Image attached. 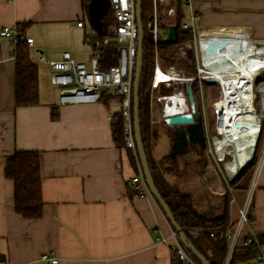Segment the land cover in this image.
Wrapping results in <instances>:
<instances>
[{
	"label": "crops",
	"instance_id": "0c3cea01",
	"mask_svg": "<svg viewBox=\"0 0 264 264\" xmlns=\"http://www.w3.org/2000/svg\"><path fill=\"white\" fill-rule=\"evenodd\" d=\"M182 12V21H188L192 14L199 17L200 31H248L253 41H264V0H184ZM78 20H84V26L77 27ZM24 22L30 25L20 32L17 24ZM87 22L80 0H0V30L10 27L32 38L29 55L38 70L37 103L15 106L16 48L10 37L0 36V264H45L39 261L43 252H52L59 258L58 264L171 263L173 241H159L160 237L168 238L172 229L165 214L127 187L138 169L132 150L124 144L116 146L113 138L112 118L119 114L118 98L103 96L93 104L59 105L57 91L50 84V70L39 60L57 59L64 50L79 60L75 52L81 46L87 51L80 60L87 59ZM164 60L161 58L166 63ZM157 94H162L161 90ZM154 102L151 98L150 116L155 105L158 113L162 109V103ZM203 122L202 155L196 146L187 152L200 168L205 163L209 125L207 119ZM154 131L149 135L153 139L149 140V160L162 172L165 164L157 161L170 154L172 138L168 129L161 144ZM16 151L39 152L43 213L38 219H24L14 211V183L5 178L4 164ZM183 155L175 156L179 177L162 173L165 180L182 194L188 193L192 206L209 222L223 210L235 222L236 207L228 204V194L222 196L217 172H213L211 184L209 171L201 175L198 167L190 170L192 161H183ZM258 159L238 175L241 178L247 171L246 182L235 183L231 190L239 204L251 190L252 228L263 236L264 147ZM259 248L264 257V240ZM240 264L262 263L252 259Z\"/></svg>",
	"mask_w": 264,
	"mask_h": 264
},
{
	"label": "built area",
	"instance_id": "2783aa9c",
	"mask_svg": "<svg viewBox=\"0 0 264 264\" xmlns=\"http://www.w3.org/2000/svg\"><path fill=\"white\" fill-rule=\"evenodd\" d=\"M168 0H152L151 17L145 22L144 29L147 30V35L152 44L156 45L160 37V30L166 27L168 23L175 20L176 13L173 5H168L165 10V18L162 19L157 14V3H167ZM136 0H109L110 14L112 15L115 25L113 27V37L103 36L99 31L90 26L89 33L86 36L87 45L89 46V56L85 60H76L72 57V54L68 50H64L57 59H50L44 61L42 57H39L41 62H45L50 70V84L53 89L57 91V102L59 105L66 104H93L98 102L103 96H114L118 98L119 114L122 119V133L124 138L125 148L132 150L134 158L137 163L138 172L130 177L127 183V187L131 188L137 194L144 197L146 200L153 202L156 206V202L149 192L145 177L141 172L140 164L138 163L137 149L135 148V140L133 133V118H132V86L134 82V71L136 66L137 55V37L138 29L136 25L135 15ZM167 17L171 18V21L167 20ZM167 20V21H165ZM199 17L190 15L188 21H182L181 30H190L192 32V39L183 44H174L165 55L167 58L166 63H162L156 53L154 55V65L152 69V79L150 83L151 90L158 87L168 88L171 84L175 83H187L191 84L201 80L208 81L204 77L206 74H210L205 71L206 65L204 64L203 48L204 45L200 42V31L198 28ZM171 25V24H169ZM174 25V24H172ZM77 27L84 26V20H78ZM143 26V25H142ZM0 36L10 37L13 44L16 45L18 41H24L28 47L32 46V38L23 36L15 29L10 27H4L0 30ZM113 41V42H112ZM111 43H114L115 50L110 51ZM203 49V50H202ZM191 54L188 56V54ZM112 62H107L109 60ZM180 59H186L190 62L189 66L192 67L196 75L189 76L182 72L181 66H179ZM180 62V64L182 63ZM217 83V82H216ZM219 93L221 95L222 86L217 83ZM174 96L177 98L173 100ZM155 101L162 103L161 115L159 120L165 124V119L173 114H184L185 112H195V108H191L190 111H186L185 108L189 106L187 102L186 89H179L175 92H169V94H157ZM214 101V134L206 133V143H210L208 148L204 150V155L207 161H209V167L213 170L212 162L222 161L219 160L215 152L214 140L218 137L216 131V124L218 122L217 102ZM175 105L177 110L168 113L167 108L170 105ZM166 112L167 116H163L162 112ZM111 120L110 116L106 117ZM259 119V118H258ZM166 125V124H165ZM261 121H258V135L260 134ZM206 130V129H204ZM256 141L254 149L256 148ZM225 171V170H224ZM226 174V173H225ZM227 176L226 187L229 192L228 204L230 207L234 205L237 211L236 221L232 222L228 217L227 223L216 233L225 234L228 242V254L227 259L232 255L235 248L252 247L256 249L254 259L264 264V257L260 251L259 241L261 236L257 233L252 225L254 218L250 214L251 204V190L248 191L244 201L239 204L233 194V190L228 186L233 180ZM158 207V206H157ZM190 230V229H188ZM191 235L196 238L199 229H191ZM213 232L210 233L212 235ZM168 238L160 237L159 241L167 242L169 239L173 241L170 244L171 250L177 252L180 259L186 264H193L190 257L185 250L182 249L175 232L170 229ZM158 240V239H157ZM39 261L45 264H58L59 258L52 252H43L39 258Z\"/></svg>",
	"mask_w": 264,
	"mask_h": 264
},
{
	"label": "trees",
	"instance_id": "16d2710c",
	"mask_svg": "<svg viewBox=\"0 0 264 264\" xmlns=\"http://www.w3.org/2000/svg\"><path fill=\"white\" fill-rule=\"evenodd\" d=\"M82 9L86 16L87 5L89 0H80ZM184 0H175V21L174 25L178 28L176 42H157V50L162 56H165L166 52L175 43H183V41H189L192 39V32L190 30H181L180 25L184 13L182 12V2ZM162 4L157 3L156 10L160 18L163 19L164 13L161 11ZM152 0H141V14L142 25L144 29L145 22L151 17ZM87 17V16H86ZM30 22H24L17 24L20 28V32L23 31ZM115 21L108 11L102 18V30L103 36L113 37V27ZM113 42V41H112ZM143 66L141 70V79L139 84V118H140V133H142L143 146L145 148V154L147 162L149 163L150 173L153 177L155 188L160 192L161 197L164 199L166 206H168L169 212L176 221L181 230H184L183 235L187 243H191L197 250L204 261L208 264H240L248 262L254 259L256 249L248 247L235 248L228 261V242L225 234L216 233L221 229L229 220L227 210H223L220 215L213 218L210 222L201 216L199 212L192 206L191 197L187 194H182L177 190L174 183H168L163 177L162 173L174 176L178 178L179 169L178 162L175 156L167 154L158 160V164L162 166V172L159 171L158 165L149 160L150 153V131H149V95H150V83L152 79V69L154 64V45L151 44L147 35V30L144 29L143 38ZM114 43H111L110 51L115 50ZM15 85H14V103L15 106H28L35 105L38 101L37 91V64L30 60V47L20 40L15 45ZM109 62H112L110 59ZM189 69V68H188ZM195 73V72H192ZM192 93L198 99V87L192 85ZM197 101V100H196ZM112 122V134L116 146L121 147L124 144L122 133V119L120 114H116ZM260 136L257 141V148L252 156V160L246 165V167L253 166L257 163V150L259 141L264 131V121L260 127ZM4 176L6 179H11L14 183L13 189V206L16 211L24 219H38L43 213V201L41 195V180H40V165H39V152L36 151H16L9 155L4 164ZM241 175V174H240ZM239 175V176H240ZM235 180L231 181L234 183ZM131 192L137 193L131 188ZM229 198V197H228ZM199 229L200 232L196 238H193L190 230ZM213 232L212 235L210 233ZM177 236V235H176ZM177 239L183 250L192 260L193 264H201V262L189 251H187L180 242L179 236ZM264 236L259 238L262 243ZM172 251V250H171ZM170 264H186L182 261L177 252L172 251ZM190 264V263H189Z\"/></svg>",
	"mask_w": 264,
	"mask_h": 264
},
{
	"label": "bare ground",
	"instance_id": "6f19581e",
	"mask_svg": "<svg viewBox=\"0 0 264 264\" xmlns=\"http://www.w3.org/2000/svg\"><path fill=\"white\" fill-rule=\"evenodd\" d=\"M200 33L203 48L212 41L216 43L211 54L202 49L205 71L210 73L204 77L222 86L214 146L226 175L232 178L239 167L250 161L254 151L259 121L253 103L255 88L261 92L260 109L264 111V41H253L248 31ZM175 110L173 104L167 108L168 113ZM226 155L228 161L224 160Z\"/></svg>",
	"mask_w": 264,
	"mask_h": 264
},
{
	"label": "water",
	"instance_id": "95a60500",
	"mask_svg": "<svg viewBox=\"0 0 264 264\" xmlns=\"http://www.w3.org/2000/svg\"><path fill=\"white\" fill-rule=\"evenodd\" d=\"M90 2L87 5L86 16L88 17V22L92 28L103 32L102 30V18L108 12L109 9V0H89ZM135 15H136V25L138 29V37H137V55H136V66L134 71V82H133V92H132V118H133V133L135 140V148L137 149V157L138 161L141 165V171L143 177H145V181L149 192H151L156 204L161 208L163 213L165 214L166 220L170 223L171 227L175 230L177 236H179L180 242L183 247L189 252H191L200 262L201 264H208L206 261L202 259L199 252L195 250L191 243H187L182 230L177 225L176 221H174L171 216L168 206L164 199L161 197L160 192L157 191L154 185L153 177L150 173L149 163L147 162L145 148L143 146L142 133H140V118H139V84L141 79V70L143 66V38H144V29L142 26V14H141V0H136L135 6ZM178 28L176 25H167L166 27L161 28L160 37L158 42H175L177 39ZM221 42V41H220ZM223 42V40H222ZM216 49V43L212 41L205 49V52L211 54ZM213 82V81H209ZM187 91V102L191 107L195 106L194 97L192 94V89L190 84L186 85ZM163 116H167L166 112H162ZM239 121L236 122L237 125ZM165 124L170 130V137L172 138L171 143V151L170 155L179 156L186 154L189 150L190 146L201 145L204 142V131L203 126L204 122L202 117L196 115L194 112H185L184 114L178 115L173 114L168 116L165 119ZM253 153L251 155V158ZM250 158V161L252 160ZM249 161V162H250ZM248 162V163H249ZM247 163V164H248ZM239 167L235 173L234 179L237 177L241 171L246 167V165Z\"/></svg>",
	"mask_w": 264,
	"mask_h": 264
},
{
	"label": "rangeland",
	"instance_id": "374dc122",
	"mask_svg": "<svg viewBox=\"0 0 264 264\" xmlns=\"http://www.w3.org/2000/svg\"><path fill=\"white\" fill-rule=\"evenodd\" d=\"M174 1L175 0H168L167 3L166 2L165 3H160V4L163 5L162 8H161V11L163 13H165V10H166L168 5L175 6ZM167 20L171 21V18L167 17ZM167 20H165V21H167ZM201 32H203V31H201ZM204 33H207V32H204ZM183 42H188V41H183ZM175 44H183V43H175ZM173 46H174V44L171 47H173ZM86 51H87V47H85V46L82 47L81 46L79 48V50H77V52H75V54L77 56L76 58H78L79 60L80 59H84ZM31 53H32L33 57L36 56L34 51H31ZM155 53H156V55L159 58H162V59H165V60L167 59V58H165V56H162L160 54V52L157 50V43H156V45H154L153 58H154ZM190 55L191 54L189 53L188 56H190ZM181 61L182 60L180 59L179 66H181V68L183 70L182 72H184L185 75H189V76L196 75L195 70L192 67L189 66L190 62L188 60L183 59L182 63L180 64ZM162 63H164V62H162ZM192 72H195V73H192ZM186 85H187V83L185 82V83L171 84L168 88H165L163 86L160 87V88H154V90L150 91V95H149V102H148L149 103V109H150V100H151V98H152V101L154 102V98L157 95V93L160 92V90H161L162 94H169V92H175V91H177L179 89H186V91H187ZM192 85H195L196 87H198V99H196V96L193 95L194 102H195V106H193V108L196 109V111H195L196 113L195 112L194 113L196 115L201 116L203 121H206V119H207V121L209 122V125H207V131H208L209 135L210 134L212 135V134L215 133V131H214L215 116H214V106H213V104H214L215 100L220 99V93H219V88L220 87L217 85V83L215 81L214 82H209V81H203V80L202 81L200 80L199 83L197 81L194 82V83H191L190 87ZM191 89H192V87H191ZM253 95H254V98H253L254 102L253 103H254V106H255V108L257 110L256 115H258V118L260 119L261 124H262V122L264 121V111L262 109H260L261 92L255 88L254 91H253ZM132 107H133V104H132ZM161 107H162V105H161ZM191 108L192 107L189 105V106H187L185 108V110L186 111H190ZM158 110L159 109L157 108V105H155L151 116L149 115V125H150V128H149L150 132L149 133H151L153 135V131L155 130L154 132L155 133L157 132V135H156L157 142H159L161 144H164V138H167V136H168V132H167L168 127H166L164 124H162L161 121H158L159 120V115H161V110L162 109L160 110V113H158ZM150 111H151V109H150ZM152 135H151V138L149 137L150 140L152 139ZM259 136H260V134H259ZM258 139H259V137H258ZM258 139H257V141H258ZM257 141H256V144H257ZM209 144L210 143L208 142V146H209ZM205 146H206L205 149H207L208 148L207 143H206ZM263 147H264V131L262 132V135H261V138H260V141H259V146H258V150H257V159H258L261 151L263 150ZM256 148H257V145H256ZM256 148L253 151V155H254V152H255ZM190 152H191V149H189L188 153H190ZM188 153L183 155L182 159H183V161H186V159L188 160V158L191 159V161H192V165L190 167V170H191L192 167H198L197 166L198 164H197V161H195V158L193 160H192V158H190L191 156ZM203 155H204V152H203ZM203 159H204V162H205L204 165H202L201 168L198 167V169L201 171V175H202L203 172L208 173V171H209V173H208L209 176L207 177L208 178V182L213 184V179L215 178V175H214L213 172L214 171L217 172V174L219 175V178H220L219 184H220V187H221V190H222L221 194L224 197H225L226 194H228V197H229V192H228L227 187H226V181H227L226 178H227V176H226L224 168H223V162L222 161H216L214 163V162L211 161V163H212L211 165L213 166V170H211L210 167H209V161L206 160L205 155H204ZM228 159H229V157H228V155H226L224 157V160L228 161ZM258 160H257V162H258ZM162 169H163V167H162ZM210 172H211V174H210ZM246 173H247V171L245 173L243 172L241 178L239 177V179H237L234 183H232V182L229 183L228 186L232 189V187H233V185L235 183L241 184L242 182L243 183L246 182V179L248 177V174H246ZM191 175L194 176L195 183L198 184V180H197L198 176L196 174H194V173L191 174ZM170 177H174V176H170ZM172 230L175 232V230L173 228H172ZM182 232H184V230H182ZM175 234H176V232H175Z\"/></svg>",
	"mask_w": 264,
	"mask_h": 264
},
{
	"label": "flooded vegetation",
	"instance_id": "af4514ba",
	"mask_svg": "<svg viewBox=\"0 0 264 264\" xmlns=\"http://www.w3.org/2000/svg\"><path fill=\"white\" fill-rule=\"evenodd\" d=\"M203 144H205V138H204V142L201 145L199 144L194 145V147L196 146V149H199V156L202 155Z\"/></svg>",
	"mask_w": 264,
	"mask_h": 264
}]
</instances>
